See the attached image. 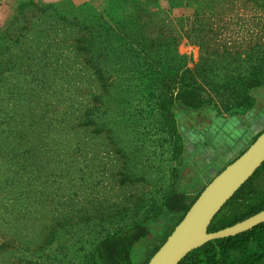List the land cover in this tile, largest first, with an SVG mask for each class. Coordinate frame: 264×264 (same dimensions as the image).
<instances>
[{
	"label": "rangeland",
	"instance_id": "1",
	"mask_svg": "<svg viewBox=\"0 0 264 264\" xmlns=\"http://www.w3.org/2000/svg\"><path fill=\"white\" fill-rule=\"evenodd\" d=\"M246 89H263L252 106ZM232 118L251 144L264 131V0L0 12V264H96L100 241L159 222L145 264L179 220L167 197L192 202L225 169L191 184L210 158L198 130Z\"/></svg>",
	"mask_w": 264,
	"mask_h": 264
},
{
	"label": "trees",
	"instance_id": "2",
	"mask_svg": "<svg viewBox=\"0 0 264 264\" xmlns=\"http://www.w3.org/2000/svg\"><path fill=\"white\" fill-rule=\"evenodd\" d=\"M260 91L255 90L251 93L249 90H245L250 106L254 104V101H257ZM263 177L264 164L216 216L210 226V232H217L233 226L264 210ZM203 190L192 202L188 201L189 194L183 192H173L167 197L165 200L167 211L170 215L178 216L179 220L145 264H148L150 259L165 243ZM252 191H258L259 196L250 198L247 202L235 204L238 198L248 195ZM158 230L159 222L153 221L117 231L97 244L95 249L96 264H137L136 248L147 238L157 233ZM180 264H264V223L233 237L212 240L189 253Z\"/></svg>",
	"mask_w": 264,
	"mask_h": 264
},
{
	"label": "water",
	"instance_id": "3",
	"mask_svg": "<svg viewBox=\"0 0 264 264\" xmlns=\"http://www.w3.org/2000/svg\"><path fill=\"white\" fill-rule=\"evenodd\" d=\"M264 164V132L233 163L207 184L148 264H180L192 251L216 239L233 237L264 223V210L217 232H210L216 216Z\"/></svg>",
	"mask_w": 264,
	"mask_h": 264
},
{
	"label": "crops",
	"instance_id": "4",
	"mask_svg": "<svg viewBox=\"0 0 264 264\" xmlns=\"http://www.w3.org/2000/svg\"><path fill=\"white\" fill-rule=\"evenodd\" d=\"M26 0H0V12L9 11V8L16 6ZM45 4L52 3L54 0H39ZM91 1V0H86ZM93 1V0H92ZM210 128H204L199 131L196 141L201 157L207 153L208 164L206 167H199V176L191 184L198 186L203 182V175H211L218 172L220 168L227 167L233 161L241 156L249 147L250 140L254 134L245 130V123L239 118L222 120L219 124ZM206 180V178H205Z\"/></svg>",
	"mask_w": 264,
	"mask_h": 264
}]
</instances>
